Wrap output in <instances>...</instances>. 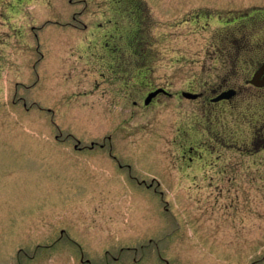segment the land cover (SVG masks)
Here are the masks:
<instances>
[{"label":"rangeland","instance_id":"374dc122","mask_svg":"<svg viewBox=\"0 0 264 264\" xmlns=\"http://www.w3.org/2000/svg\"><path fill=\"white\" fill-rule=\"evenodd\" d=\"M262 64L264 0H0V264H264Z\"/></svg>","mask_w":264,"mask_h":264},{"label":"water","instance_id":"95a60500","mask_svg":"<svg viewBox=\"0 0 264 264\" xmlns=\"http://www.w3.org/2000/svg\"><path fill=\"white\" fill-rule=\"evenodd\" d=\"M264 66L261 67L252 77L251 80H249V83L256 86V87H264V75H263ZM160 93H165L163 89H157L155 91L150 92L147 97L144 99V105H148L154 97H156ZM235 95V91L230 89L224 92H221L214 101L223 100V99H230ZM182 96L186 99H195L197 97L196 94H191L187 92H183Z\"/></svg>","mask_w":264,"mask_h":264},{"label":"flooded vegetation","instance_id":"af4514ba","mask_svg":"<svg viewBox=\"0 0 264 264\" xmlns=\"http://www.w3.org/2000/svg\"><path fill=\"white\" fill-rule=\"evenodd\" d=\"M263 65V64H262ZM94 147V143H91V146H90V148H93ZM100 147H103V144L100 146ZM75 148H77L76 146H75ZM78 149V148H77Z\"/></svg>","mask_w":264,"mask_h":264}]
</instances>
